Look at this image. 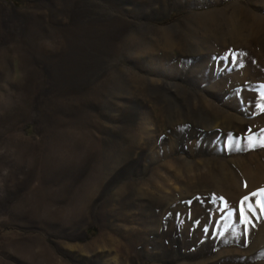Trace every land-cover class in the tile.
<instances>
[{
  "label": "rangeland",
  "instance_id": "obj_1",
  "mask_svg": "<svg viewBox=\"0 0 264 264\" xmlns=\"http://www.w3.org/2000/svg\"><path fill=\"white\" fill-rule=\"evenodd\" d=\"M261 190L264 0H0V264H264Z\"/></svg>",
  "mask_w": 264,
  "mask_h": 264
},
{
  "label": "snow or ice",
  "instance_id": "obj_2",
  "mask_svg": "<svg viewBox=\"0 0 264 264\" xmlns=\"http://www.w3.org/2000/svg\"><path fill=\"white\" fill-rule=\"evenodd\" d=\"M261 191H262V194H264V190H261ZM262 208H264V203H262Z\"/></svg>",
  "mask_w": 264,
  "mask_h": 264
}]
</instances>
